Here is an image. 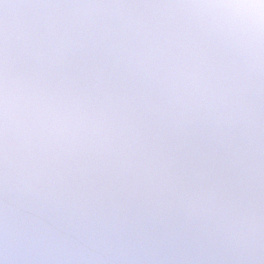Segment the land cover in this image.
Masks as SVG:
<instances>
[{
  "label": "clouds",
  "instance_id": "9594fccd",
  "mask_svg": "<svg viewBox=\"0 0 264 264\" xmlns=\"http://www.w3.org/2000/svg\"><path fill=\"white\" fill-rule=\"evenodd\" d=\"M0 264H264V0H0Z\"/></svg>",
  "mask_w": 264,
  "mask_h": 264
}]
</instances>
